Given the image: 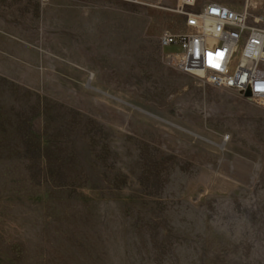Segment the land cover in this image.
<instances>
[{
  "label": "rangeland",
  "instance_id": "1",
  "mask_svg": "<svg viewBox=\"0 0 264 264\" xmlns=\"http://www.w3.org/2000/svg\"><path fill=\"white\" fill-rule=\"evenodd\" d=\"M178 4L0 0V264H264V105L174 68Z\"/></svg>",
  "mask_w": 264,
  "mask_h": 264
},
{
  "label": "built area",
  "instance_id": "2",
  "mask_svg": "<svg viewBox=\"0 0 264 264\" xmlns=\"http://www.w3.org/2000/svg\"><path fill=\"white\" fill-rule=\"evenodd\" d=\"M198 0H179L178 13L188 32H165L163 48L176 70L198 74L215 88L235 92L264 105V18H254L250 7L237 10L217 2L192 10Z\"/></svg>",
  "mask_w": 264,
  "mask_h": 264
},
{
  "label": "bare ground",
  "instance_id": "3",
  "mask_svg": "<svg viewBox=\"0 0 264 264\" xmlns=\"http://www.w3.org/2000/svg\"><path fill=\"white\" fill-rule=\"evenodd\" d=\"M247 3V2H246ZM246 7H251V5H250V2H248V4L246 5ZM196 76L198 75V74H195ZM199 76V75H198Z\"/></svg>",
  "mask_w": 264,
  "mask_h": 264
},
{
  "label": "water",
  "instance_id": "4",
  "mask_svg": "<svg viewBox=\"0 0 264 264\" xmlns=\"http://www.w3.org/2000/svg\"><path fill=\"white\" fill-rule=\"evenodd\" d=\"M245 97H247V98H248V97H250V94H249V93H247V94L245 95Z\"/></svg>",
  "mask_w": 264,
  "mask_h": 264
},
{
  "label": "crops",
  "instance_id": "5",
  "mask_svg": "<svg viewBox=\"0 0 264 264\" xmlns=\"http://www.w3.org/2000/svg\"><path fill=\"white\" fill-rule=\"evenodd\" d=\"M228 6V5H227ZM228 7H230V6H228ZM232 8V7H231ZM235 9V8H234Z\"/></svg>",
  "mask_w": 264,
  "mask_h": 264
}]
</instances>
